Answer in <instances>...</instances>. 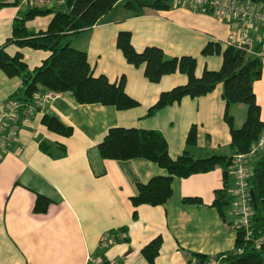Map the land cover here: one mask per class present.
Returning a JSON list of instances; mask_svg holds the SVG:
<instances>
[{
    "label": "crops",
    "instance_id": "0c3cea01",
    "mask_svg": "<svg viewBox=\"0 0 264 264\" xmlns=\"http://www.w3.org/2000/svg\"><path fill=\"white\" fill-rule=\"evenodd\" d=\"M125 1H119L91 29L77 34L71 45L86 53L95 77L103 75L117 82L123 76L125 93L138 105L123 111L98 104L80 105L69 93H53L52 99L43 101L48 90L38 89L39 102L0 156V264H149L141 249L157 236L162 245L155 264H188L190 253L212 259L233 249L237 223L233 204L226 208L227 222L211 207L215 191L223 186L221 168L174 178L166 203L134 208L130 197L136 194L137 184L166 172L143 159L103 160L96 149L110 128L122 127L160 132L173 159L184 150L195 157L230 155L221 85L203 97H186L148 116L161 93L185 85L188 79L176 72L158 83L149 82L143 68L126 62L116 47V38L121 31L130 32L132 47L138 53L155 47L166 58L191 56L196 59L194 74L200 77L204 70L220 69L221 54L204 56L201 52L207 44L224 40L231 22L184 0H171L168 10L134 16L124 9ZM27 9L22 0L0 9V47L11 37L14 19ZM50 20L51 16L36 17L26 28L41 31ZM3 49L9 56L21 53L30 70L48 56L46 51L14 44ZM261 62L262 74L254 82L253 92L264 122V58ZM22 89L19 78H9L0 70V108L10 99H19ZM230 114L235 127H241L245 107L233 105ZM44 115L71 127L72 135L50 132L41 122ZM192 126L197 141L186 146ZM258 154L248 156L247 161ZM233 181L230 177L229 191ZM38 195L50 202L45 213L33 211ZM183 198H199L201 203L187 205ZM135 210L137 218L132 219ZM123 227L126 231L115 236ZM120 234L129 242L122 241ZM104 236L106 246L100 243Z\"/></svg>",
    "mask_w": 264,
    "mask_h": 264
},
{
    "label": "trees",
    "instance_id": "16d2710c",
    "mask_svg": "<svg viewBox=\"0 0 264 264\" xmlns=\"http://www.w3.org/2000/svg\"><path fill=\"white\" fill-rule=\"evenodd\" d=\"M20 0H0V9L6 6H16ZM121 0H66L61 7H32L20 13L12 24L11 37L0 47V70L9 78L17 77L22 82L21 100L30 101L33 93L44 88L56 94L69 93L80 105L98 104L111 106L123 111L135 108L138 103L130 98L124 90L125 78L110 82L105 76L95 77L88 64L86 53L76 50L71 43L75 36L84 30L91 29ZM264 5V0H251ZM171 0H126L125 10L134 16L147 12L168 10ZM51 16L44 30L30 32L26 23L36 17ZM14 44L18 48H29L48 52L40 66L28 69L22 54L9 56L4 52V46ZM116 47L126 62L135 68H143V74L151 83H158L165 75L181 73L187 77V83L160 94L157 102L148 110L152 116L164 107L179 103L188 97L196 99L203 97L221 85V98L225 103L224 122L230 136L231 154L195 157L184 150L176 158L168 153V144L162 134L155 130L136 128H110L96 149L101 159L127 161L143 159L155 163L166 172L165 176L152 177L147 183H139L136 194L130 197L134 208L142 205L161 206L172 195L174 178L185 179L192 175L205 174L216 168L222 169L223 186L215 191L211 204L224 222H227L226 208L233 204L235 178L231 170L233 158L237 154H249L264 134V122L260 120V108L256 103L253 84L262 74L261 59L246 50L227 47L221 50L219 43H209L202 50V55H222V65L218 71L204 70L196 77V59L191 56L166 58L162 50L147 47L142 52H136L131 44L130 32L121 31L116 38ZM259 50V46L254 47ZM243 105L245 107L244 122L236 128L230 107ZM42 124L53 133L63 137L72 135V128L64 125L54 116L44 115ZM197 141V131L192 126L186 137V146H194ZM249 166L248 185L253 192L251 235L246 238V232L235 227L233 249L214 258L200 253H190L188 264H264V149ZM255 153V154H256ZM254 155V154H253ZM250 156V155H249ZM233 178L234 187L229 191V179ZM251 198V197H250ZM187 205L200 204L199 198H183ZM49 200L38 195L34 204L35 213H45ZM137 218L136 210L132 219ZM126 227L115 232L124 233ZM129 242L127 237L121 238ZM162 239L160 236L152 239L141 249V255L149 264H155L159 254Z\"/></svg>",
    "mask_w": 264,
    "mask_h": 264
},
{
    "label": "built area",
    "instance_id": "2783aa9c",
    "mask_svg": "<svg viewBox=\"0 0 264 264\" xmlns=\"http://www.w3.org/2000/svg\"><path fill=\"white\" fill-rule=\"evenodd\" d=\"M196 8L213 11L219 17H225L231 22V28L224 40L219 44L224 48L234 47L246 50L248 53L264 58V7L251 0H184ZM66 0H22V4L32 7H61ZM251 33L255 34L253 38ZM259 50H253V46ZM54 97L53 92H47L44 100ZM39 102L38 93L32 95L30 101L10 99L0 108V156L9 142L16 138L20 124L25 123ZM264 149V134L251 149L249 154H237L233 158L231 170L235 178L233 206L236 213V227L246 232V238L251 235V219L253 215L250 203V189L248 185L249 168L247 157ZM123 238V234L119 235ZM107 236L101 239V245L106 246ZM96 264H100L96 262ZM214 264V263H210Z\"/></svg>",
    "mask_w": 264,
    "mask_h": 264
},
{
    "label": "rangeland",
    "instance_id": "374dc122",
    "mask_svg": "<svg viewBox=\"0 0 264 264\" xmlns=\"http://www.w3.org/2000/svg\"><path fill=\"white\" fill-rule=\"evenodd\" d=\"M240 106H243V105H240ZM244 107V106H243ZM259 154H261V152L259 153ZM256 159V158H255ZM255 159H253V160H251V158H249V166H251V165H253V163H254V161H255Z\"/></svg>",
    "mask_w": 264,
    "mask_h": 264
},
{
    "label": "water",
    "instance_id": "95a60500",
    "mask_svg": "<svg viewBox=\"0 0 264 264\" xmlns=\"http://www.w3.org/2000/svg\"><path fill=\"white\" fill-rule=\"evenodd\" d=\"M250 197H251L252 202L254 203V195H253V192L251 190H250Z\"/></svg>",
    "mask_w": 264,
    "mask_h": 264
}]
</instances>
